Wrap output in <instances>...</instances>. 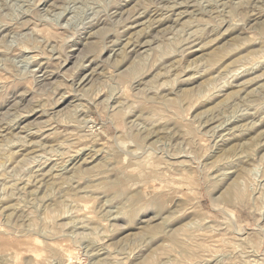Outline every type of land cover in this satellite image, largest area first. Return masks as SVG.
I'll list each match as a JSON object with an SVG mask.
<instances>
[{
	"label": "rangeland",
	"instance_id": "1",
	"mask_svg": "<svg viewBox=\"0 0 264 264\" xmlns=\"http://www.w3.org/2000/svg\"><path fill=\"white\" fill-rule=\"evenodd\" d=\"M0 264H264V0H0Z\"/></svg>",
	"mask_w": 264,
	"mask_h": 264
},
{
	"label": "bare ground",
	"instance_id": "2",
	"mask_svg": "<svg viewBox=\"0 0 264 264\" xmlns=\"http://www.w3.org/2000/svg\"><path fill=\"white\" fill-rule=\"evenodd\" d=\"M70 55H71V54H70ZM33 111H34V110H33ZM33 111H32V112H33ZM67 252H68V251H67ZM67 252H66V253H67ZM67 254H68V253H67ZM68 255H69V254H68ZM65 258H66V257H65Z\"/></svg>",
	"mask_w": 264,
	"mask_h": 264
}]
</instances>
